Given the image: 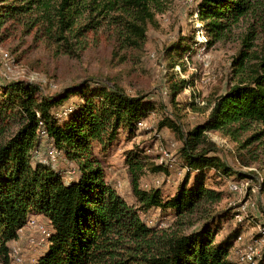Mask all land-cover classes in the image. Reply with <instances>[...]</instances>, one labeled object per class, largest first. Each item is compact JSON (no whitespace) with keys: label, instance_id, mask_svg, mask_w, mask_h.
Returning a JSON list of instances; mask_svg holds the SVG:
<instances>
[{"label":"trees","instance_id":"16d2710c","mask_svg":"<svg viewBox=\"0 0 264 264\" xmlns=\"http://www.w3.org/2000/svg\"><path fill=\"white\" fill-rule=\"evenodd\" d=\"M254 1L200 0L195 14L210 44L247 16ZM159 8V0H0V30L23 24L27 33L36 30L60 53L78 57L89 36L108 29L119 50L142 51ZM181 41L165 50L170 63L194 49ZM234 64L237 82L206 104L209 114L202 123L186 132L171 120L161 124L181 142L185 176L174 194L141 190L145 150L128 152L125 162L137 206L107 182L104 161L119 136L134 138L139 123L154 109L146 96L94 80L48 95L34 83L0 84V263L10 264V244L30 215H36L51 226L49 246L36 264H239L231 256L243 221L224 239L216 238L223 222L239 212H212L223 200L219 185L233 170L218 156L209 133H219L241 149L257 143L250 152L264 153V56L240 50ZM187 84H173L174 96ZM45 137L73 166L68 175L40 159ZM257 185L263 194L264 174ZM151 211L173 215L176 222L199 215L201 226L190 233L160 234L141 217Z\"/></svg>","mask_w":264,"mask_h":264},{"label":"rangeland","instance_id":"374dc122","mask_svg":"<svg viewBox=\"0 0 264 264\" xmlns=\"http://www.w3.org/2000/svg\"><path fill=\"white\" fill-rule=\"evenodd\" d=\"M159 1V11H156L155 21L147 27L142 51L119 50L108 29L89 36L86 48L78 57L60 53L44 38L36 36V30L27 33L23 24L10 27L7 32L0 30V84L34 83L43 95H48L82 80L102 81L118 85L128 95L146 96V101L154 106L148 117L139 123L135 137L128 139L127 134L122 133L104 161L107 182L131 206H137V203L132 176L125 162L128 152L145 150L146 165L138 183L141 190L160 189L164 196L174 194L185 176L179 159L181 142L171 128L161 124L166 119L171 120L186 132L202 123L209 114L206 104L225 94L237 82L234 61L239 51L248 50L252 55L264 56V0H255L252 11L215 44H210L203 23L195 14L200 0ZM181 40H186L194 49L180 61L170 63L165 50ZM245 43L250 47H243ZM182 80L188 84L174 96L173 84ZM250 134H244L240 143ZM209 136L219 148L218 156L233 170L231 177L221 181L219 188L224 193L223 200L212 207V212L234 208L242 214L240 236L247 243L258 225L264 222V193L257 185L258 178L264 174V153L262 149L250 152L257 143L241 149L238 143L219 133L210 132ZM51 146L45 137L39 149L40 159L66 175L73 166L63 154L48 159L47 151ZM159 165L164 167L159 169ZM243 176L241 181H247L249 185L244 184L240 193L232 192L230 184ZM243 206L246 207L244 212ZM141 217L149 226L158 228L160 234L176 230L190 233L201 226L199 215L191 218L193 221L186 218L178 222L173 215L159 211L141 213ZM30 220L42 224L47 233L26 225L9 246L10 264H36L49 246V222L36 215H30L28 222ZM236 222L233 218L224 221L216 238L224 239L238 226ZM235 248L236 244L232 250ZM231 258L236 260L234 253Z\"/></svg>","mask_w":264,"mask_h":264},{"label":"built area","instance_id":"2783aa9c","mask_svg":"<svg viewBox=\"0 0 264 264\" xmlns=\"http://www.w3.org/2000/svg\"><path fill=\"white\" fill-rule=\"evenodd\" d=\"M47 158L51 160L56 159L58 156V152L56 149L51 146L49 150L47 151ZM46 161V160H45ZM248 186L249 183L247 181L245 182H233L230 184V190L232 192H241V187L243 185ZM260 194V190H259ZM246 209L245 206L241 208L242 212ZM237 221H243V215L238 214L236 215ZM27 225L35 226L39 229V231H42V233L46 234V230L42 224L37 223L35 220H30ZM48 236L50 234H47ZM243 236H239L236 243V248L233 253L236 256V260L239 264H259L261 260L264 259V222L261 225H258V229L255 234L251 236V239L247 243H243Z\"/></svg>","mask_w":264,"mask_h":264}]
</instances>
